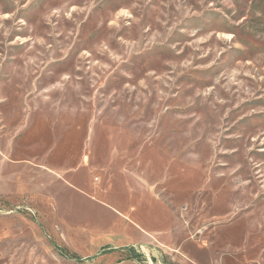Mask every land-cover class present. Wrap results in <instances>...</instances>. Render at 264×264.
Returning a JSON list of instances; mask_svg holds the SVG:
<instances>
[{"label": "rangeland", "instance_id": "374dc122", "mask_svg": "<svg viewBox=\"0 0 264 264\" xmlns=\"http://www.w3.org/2000/svg\"><path fill=\"white\" fill-rule=\"evenodd\" d=\"M0 264H264V0H0Z\"/></svg>", "mask_w": 264, "mask_h": 264}]
</instances>
